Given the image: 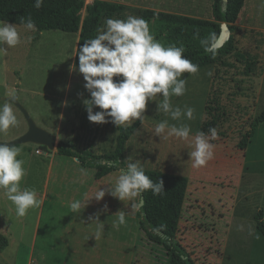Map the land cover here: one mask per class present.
Returning <instances> with one entry per match:
<instances>
[{
	"label": "rangeland",
	"instance_id": "rangeland-1",
	"mask_svg": "<svg viewBox=\"0 0 264 264\" xmlns=\"http://www.w3.org/2000/svg\"><path fill=\"white\" fill-rule=\"evenodd\" d=\"M129 15L137 17L136 13L130 12L125 16ZM108 18L115 19L114 16L104 18L100 27ZM169 25V22L157 20L150 24L151 33L166 47L171 44L168 42ZM17 30L21 34V43L9 48L4 55L5 68L8 67L9 72L3 76L0 67V105L7 99L6 84H9L10 88L16 89L18 102L36 126L56 137V147L49 151L33 144L14 146L21 149L17 158L24 161L27 173L21 187L35 189L40 194L44 185H48V194L40 205L42 208L30 209L27 215L19 217L15 206L0 192V220H28L30 230L32 220H90L89 217L95 219L97 215L99 220H117L118 211H125L122 237L124 254L133 251L131 264H181L177 258L168 255L163 245L145 238L139 229L138 210L131 208L128 201L118 200L112 210L94 205L81 214H71L69 209L58 207L63 196L69 201H77L74 187L77 173L83 174L78 177H83L90 189L95 190L113 181L118 171L97 185L94 181L96 170L80 168L74 158H69L74 160L72 163L58 157L54 166L57 145L62 142L85 155L101 157L106 163L105 158L115 151L118 133L109 122L95 124L87 119L83 101L90 98V94L84 88L82 74L72 67L75 66L78 36L60 31L31 32L24 26H17ZM235 35V41L241 38V34ZM252 36L264 47V36ZM223 60L224 65L218 63L199 69L195 74H182L181 78L187 79L186 92L171 97V104L182 110L185 106L193 108L191 120L183 116L172 120L168 114L157 111L155 101L148 102L143 113L145 117L139 120L140 127L125 146L123 161L126 166L129 160H139L144 170L188 179L179 228L173 242L182 247L193 264H264V237L254 220L262 210L264 222V122L255 127L247 146L239 148L252 122L264 111V50L251 43L241 58ZM99 110L93 109L94 112ZM13 111L18 126L0 134L2 142H10L27 131L20 111L15 106ZM165 120L169 125L190 126V140L198 132H204L214 145L213 158L203 167H193L190 140L155 135L156 125ZM211 128L217 130L215 139L211 138ZM49 160L53 162L50 180L47 173ZM54 170L64 176L63 183L55 186L56 208ZM62 184L66 188L61 192ZM37 198L42 201L41 197ZM90 202L92 204L94 199ZM135 203L139 204V199ZM108 207L111 206L108 204ZM249 228L254 229L252 235H249ZM40 237L41 234L39 243ZM106 238L113 240L109 233ZM47 242L50 244L52 240ZM27 243L30 244L22 243V251ZM48 259L54 262V257ZM26 260L24 253L17 257L9 253L0 255V264H26Z\"/></svg>",
	"mask_w": 264,
	"mask_h": 264
},
{
	"label": "clouds",
	"instance_id": "clouds-1",
	"mask_svg": "<svg viewBox=\"0 0 264 264\" xmlns=\"http://www.w3.org/2000/svg\"><path fill=\"white\" fill-rule=\"evenodd\" d=\"M44 0H35L34 7L39 9ZM25 30L36 32L37 28L31 16L21 17ZM21 43V34L15 24L0 21V56L6 55L9 48ZM181 46H164L152 35L148 22L141 17L129 15L126 19L108 18L104 25L97 29L95 38L83 43L76 51L78 68L73 70L82 74L85 90L90 98L83 101L87 119L95 124L111 122L116 128L132 126L136 120H142L143 113L150 101H155L157 111L168 114L172 120L182 116L191 120L194 109L185 106L173 107L171 97L182 96L186 92V78L182 74H195L199 66L192 63L183 54ZM114 77L117 79L114 80ZM7 99L0 105V134H5L10 128L18 126L17 117L13 111V103L17 99V91L10 88L6 92ZM162 98V99H161ZM160 101V102H158ZM94 108L100 109L93 111ZM106 118H110L106 119ZM156 136L176 137L190 140L191 128L188 125H169L168 121L158 123L154 129ZM211 138L218 135L215 128L209 129ZM193 151L190 157L193 167L199 168L213 158L214 145L204 132H198L190 140ZM21 149L0 143V192L14 206L19 217L27 215L30 209L39 208L42 201L37 198L35 189L22 188L21 181L26 176L24 161L18 159ZM119 161H113L117 166ZM100 188L86 201H73L70 204L72 213H82L87 203L95 199L101 201L105 195H110L121 202L128 201L131 208L139 210L135 203L145 191H151L154 196L163 194V181L153 182L145 174L139 160H129L126 167L118 169L114 180ZM107 210V205L104 206ZM126 212L118 211L117 221L113 227L119 228L126 224ZM97 229L94 239H100L104 225L95 219ZM254 232L249 228V235Z\"/></svg>",
	"mask_w": 264,
	"mask_h": 264
},
{
	"label": "trees",
	"instance_id": "trees-1",
	"mask_svg": "<svg viewBox=\"0 0 264 264\" xmlns=\"http://www.w3.org/2000/svg\"><path fill=\"white\" fill-rule=\"evenodd\" d=\"M34 3L35 0H0V21L23 26L21 17L26 19L31 16L38 33L60 31L77 35L76 51L79 50L85 41L96 37L97 29L100 28L101 21L104 18L114 16L115 19H118L124 11L122 6L100 0L94 1L89 6L85 5V0H44L43 5L39 9L34 7ZM243 3L244 0H228L225 7H223L222 0H214L212 5L213 22L193 20L152 11L137 13L147 21L156 19L169 22L168 32L171 31L172 35H169V37L172 38L178 37L177 34L181 26H187L185 29H188L189 32L198 31L199 40L195 45L187 44L183 55L192 63L198 65L199 69H203L213 66L221 55L231 50L235 41V34L237 33L241 34L242 39L256 46L262 44L261 41L253 40L252 35L264 36L263 34L235 27V22ZM83 11H85V16H83ZM222 23L228 26L231 33L230 39L222 48L211 50V46L220 34ZM74 65L78 67V56L76 55L74 56ZM115 79L117 78L114 77ZM263 122L264 111L252 122L250 131L239 143L240 149H244L247 146L249 139L253 136L255 127ZM109 124L117 131L118 135L115 151L111 156L105 158L107 160L106 163L101 160V157L85 155L62 142L57 145V155L77 159L82 166L94 168L96 170L94 175L96 180L118 171L121 167H126L123 161L125 146L134 132L140 127L141 122L137 120L132 126L118 128L111 122ZM88 157L90 158L89 160ZM113 161H119V164L112 166ZM145 174L153 182L162 180L165 192L154 196L149 190L140 196L143 197V205L137 213L140 231H142L149 242L163 245L167 249L168 255L171 254L174 258H177L181 264H193L182 247L178 243L173 242L179 228L189 185L188 179L161 171L145 170ZM254 220L257 221V230L264 237L262 210H259L254 216ZM6 243L5 238L0 236V251L6 246Z\"/></svg>",
	"mask_w": 264,
	"mask_h": 264
},
{
	"label": "crops",
	"instance_id": "crops-1",
	"mask_svg": "<svg viewBox=\"0 0 264 264\" xmlns=\"http://www.w3.org/2000/svg\"><path fill=\"white\" fill-rule=\"evenodd\" d=\"M96 0H85V5H92ZM107 3H112L118 6H122L124 11L121 13V17L118 19H126V13H136L137 17H141L137 12L152 11L155 13L174 15L183 18H189L193 20H203L208 22H213L212 5L214 0H100ZM83 16H85V11H83ZM117 19V18H116ZM156 19L147 21L149 28L150 24ZM158 21V20H157ZM161 22V21H160ZM163 22V21H162ZM187 26H181L179 28L178 37H169L168 42L170 45L183 46L186 48L187 44L195 43L199 40L197 36L198 31L189 32L185 29ZM235 27L242 30H250L264 35V0H244V3L239 11L237 20L235 22ZM188 33V34H187ZM154 36V33L152 34ZM169 35L171 31H169ZM189 35V36H188ZM156 39V38H155ZM158 40V39H157ZM231 50L221 55L214 66L220 63L224 65L223 59H239L242 57V52L249 42L240 38L234 41ZM247 45V46H244ZM253 45V44H252ZM256 46V45H255ZM257 47V46H256ZM259 49H263V46H258ZM2 66V75L5 72H9V68H5L4 55L0 56V67ZM188 74V73H187ZM250 74V72H249ZM3 83V82H2ZM5 86V83H3ZM7 90L10 89L9 84H6ZM2 142V141H0ZM58 157L54 156V166L55 161ZM69 160V157H64ZM74 161V160H73ZM71 161L72 163H74ZM78 162V161H76ZM80 168L86 169L79 162L76 163ZM53 162L49 160L48 163V177L52 176ZM78 176H83V174L77 173ZM111 173L107 176H111ZM75 177L77 180L74 186L77 194V201H86L87 197H90L98 189H90L89 184H86L82 177ZM106 176V177H107ZM105 178V177H104ZM102 178V179H104ZM64 179L61 174H56L54 170V207L56 208V197H55V186L60 185V182ZM94 181L99 185L100 181ZM48 185H44V191L40 194L37 193L38 197L42 198V203L47 199ZM101 186V188H105ZM66 188L62 184L61 192ZM63 202L58 203V207L61 205L62 208L70 209V204L73 201H69L68 197L61 198ZM76 201V200H74ZM118 199L105 195V197L97 202L91 204L89 201L85 206L84 210L81 212L90 210L91 206H105L107 209L112 210L117 206ZM108 204L111 207H108ZM57 207V208H58ZM60 207V208H61ZM42 208V207H40ZM105 208V207H104ZM88 214V213H87ZM30 222L31 229H28V220H0V236L4 237L6 240V246L0 251V255L9 253L11 256H20L21 253L26 254L27 260L26 264H131V258L133 256V251L128 254H124L123 245V226L118 229L113 227L114 222L117 220H99L104 225V231L100 239H94V233L98 227L95 220H32ZM109 224V229L107 230V225ZM14 226V227H12ZM107 231V232H106ZM110 234L113 240L107 239L106 235ZM39 234L41 237V243L38 242ZM52 240L49 244L47 241ZM118 240V241H117ZM27 243L26 249L22 251V243ZM131 253V255H129ZM54 257V262L50 261L48 257ZM11 264V262H9Z\"/></svg>",
	"mask_w": 264,
	"mask_h": 264
},
{
	"label": "water",
	"instance_id": "water-1",
	"mask_svg": "<svg viewBox=\"0 0 264 264\" xmlns=\"http://www.w3.org/2000/svg\"><path fill=\"white\" fill-rule=\"evenodd\" d=\"M228 0H222V5L225 7ZM231 33L228 26L222 23L220 26V34L214 44L211 46V50H218L224 46L230 39ZM20 113L22 114L24 120L27 124V131L20 137L10 141V142H0L6 143L10 146L33 144L40 147H45L49 151H53L56 147V137L45 131L44 129L36 126L35 122L32 120L28 112L16 99L13 103ZM77 160V159H76ZM78 161V160H77ZM143 205V197H140L139 208Z\"/></svg>",
	"mask_w": 264,
	"mask_h": 264
}]
</instances>
